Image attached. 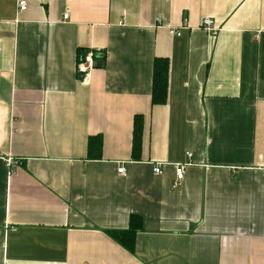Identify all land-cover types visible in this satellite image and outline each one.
Here are the masks:
<instances>
[{
    "label": "crops",
    "instance_id": "0c3cea01",
    "mask_svg": "<svg viewBox=\"0 0 264 264\" xmlns=\"http://www.w3.org/2000/svg\"><path fill=\"white\" fill-rule=\"evenodd\" d=\"M18 1L0 0V264H264V0ZM134 214L130 250L108 231Z\"/></svg>",
    "mask_w": 264,
    "mask_h": 264
},
{
    "label": "trees",
    "instance_id": "16d2710c",
    "mask_svg": "<svg viewBox=\"0 0 264 264\" xmlns=\"http://www.w3.org/2000/svg\"><path fill=\"white\" fill-rule=\"evenodd\" d=\"M84 50L78 49L77 60H80ZM101 59L98 54L94 56V64ZM167 82H168V60L166 58H155L153 62V76H152V104L165 103L167 97ZM143 129V117L142 115L134 116V128L132 134V155L137 157L140 151L141 138ZM101 139L90 137L88 140V150L90 156L92 147L94 146L98 150V156L101 149ZM142 228V217L138 215H130L129 227L125 230H109L108 232L118 243L124 247L133 250L135 233L138 229Z\"/></svg>",
    "mask_w": 264,
    "mask_h": 264
},
{
    "label": "built area",
    "instance_id": "2783aa9c",
    "mask_svg": "<svg viewBox=\"0 0 264 264\" xmlns=\"http://www.w3.org/2000/svg\"><path fill=\"white\" fill-rule=\"evenodd\" d=\"M19 4V8L20 10H24L27 6L26 0H19L18 1ZM68 14L64 13L63 17H67ZM202 28H204L205 30H207V32L211 33V34H215L218 30V28L214 25V22L211 18H204L201 24ZM168 31L171 34H180L179 31L175 30L174 28H168ZM84 61H82L81 63L78 64V69L79 71H84L86 70L87 66L91 65L94 55L93 53L89 52L84 56ZM191 157H192V153L191 152H187L186 154V160L184 162H176L173 164L174 166V172L176 175V178L173 182L174 186H177L179 184V182L182 180L183 176H184V167L185 165H188L191 163ZM8 162H10V160H8ZM118 167H117V173L118 174H124L125 173V169H124V165L122 161H118ZM162 163H155L152 167V171L154 174H160L162 172Z\"/></svg>",
    "mask_w": 264,
    "mask_h": 264
}]
</instances>
